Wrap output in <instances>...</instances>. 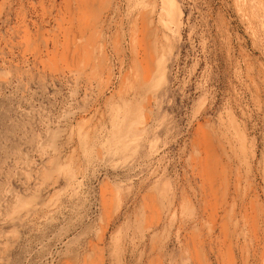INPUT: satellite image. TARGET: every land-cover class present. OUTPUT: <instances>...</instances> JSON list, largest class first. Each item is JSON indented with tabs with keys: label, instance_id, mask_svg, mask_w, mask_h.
<instances>
[{
	"label": "rangeland",
	"instance_id": "obj_1",
	"mask_svg": "<svg viewBox=\"0 0 264 264\" xmlns=\"http://www.w3.org/2000/svg\"><path fill=\"white\" fill-rule=\"evenodd\" d=\"M0 264H264V0H0Z\"/></svg>",
	"mask_w": 264,
	"mask_h": 264
}]
</instances>
